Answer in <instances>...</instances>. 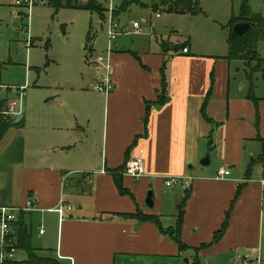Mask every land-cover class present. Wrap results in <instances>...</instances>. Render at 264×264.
<instances>
[{
  "label": "crops",
  "instance_id": "0c3cea01",
  "mask_svg": "<svg viewBox=\"0 0 264 264\" xmlns=\"http://www.w3.org/2000/svg\"><path fill=\"white\" fill-rule=\"evenodd\" d=\"M163 9L151 8L167 13ZM142 22L138 33L131 23L121 27L109 53L108 43L99 50L91 41L88 54L83 49L86 74L59 84L40 101L30 141L24 130L28 106L22 107L21 101L18 114L8 115L23 125L14 127L19 134L0 146V205L24 208L31 201L32 210L19 213L31 245L36 253V248L49 250L61 264H156L158 259L165 264H184L187 259L189 264L194 257L200 264H215L222 257L228 264H261L264 160L246 170L262 152L256 138L264 139V74L251 73L242 60L226 59L227 54L214 57L202 51L191 31L173 39L151 38L150 31L141 29ZM126 35L138 40L128 47L121 38ZM260 42L257 53L264 58V40ZM97 56L108 57V93L91 88L105 75ZM231 61L243 62L234 66V74ZM8 88L0 91L7 98L4 108L11 101ZM251 89L256 105L248 98ZM204 102L206 118L201 112ZM207 151L210 164L203 166L200 160ZM137 156L144 159L145 175L136 181L123 171ZM221 168L229 174L217 179ZM171 176L189 179L180 230L184 249L161 231L174 227L187 189L182 184L179 190L166 187ZM148 196L152 207L146 203ZM61 200L72 209L60 218L53 208ZM168 201L172 209L164 210ZM136 212L158 217L160 229L135 218ZM227 213L224 233L211 242ZM32 228L37 229L35 244ZM202 244L204 248L193 250Z\"/></svg>",
  "mask_w": 264,
  "mask_h": 264
},
{
  "label": "rangeland",
  "instance_id": "374dc122",
  "mask_svg": "<svg viewBox=\"0 0 264 264\" xmlns=\"http://www.w3.org/2000/svg\"><path fill=\"white\" fill-rule=\"evenodd\" d=\"M15 1L0 0V84L5 89L9 86L8 92L12 93L9 98L15 101L19 98L16 88L24 86L22 107L28 106L29 109L28 114L24 116V130L30 141L36 129L34 112L40 111L38 110L40 101L59 88V84H71L79 81L82 74H86L83 50L86 35L90 30L94 39L93 45L99 50L106 49L110 7L118 6L123 0H97L98 13L71 8L55 11L42 2L35 3L28 9L27 6L16 5ZM87 1L78 0L80 3ZM138 1L148 6L142 7L136 2L130 4L119 15L120 27H128L134 20L142 22L144 18L146 22H142L141 29L150 31L151 38L169 36L173 39L179 37V33L187 34L191 31L192 39L199 49L211 52L214 57H222L227 54L226 40L230 29L228 22L232 14L236 16L239 14L243 0H199L202 12L194 15L154 13L150 6L156 0ZM246 1L251 13L264 16V0ZM14 22H17L18 26H14ZM121 38L125 39L128 47L131 40H138L136 35ZM147 40L146 35L145 41ZM262 45L260 42L259 52ZM231 64V72L234 74V66L241 67L243 62L231 61ZM95 128L97 137L99 126L96 125ZM18 132L11 127L0 146L12 141ZM174 189L179 190L180 186H175L171 191ZM163 208L171 210V201ZM163 213L167 214L165 211ZM36 232L37 229L32 228L33 244ZM36 250L40 255L53 254L49 250L39 248ZM16 257L22 260L25 255L18 253ZM156 264L165 262L158 259ZM215 264L228 263L226 258L222 257ZM261 264H264V260Z\"/></svg>",
  "mask_w": 264,
  "mask_h": 264
},
{
  "label": "trees",
  "instance_id": "16d2710c",
  "mask_svg": "<svg viewBox=\"0 0 264 264\" xmlns=\"http://www.w3.org/2000/svg\"><path fill=\"white\" fill-rule=\"evenodd\" d=\"M34 1L35 3L42 2L48 5L49 7H51L52 9H54L55 11H58L59 9L62 8H71V9H86L98 13L99 10V4L97 1L94 0H88L85 3H80L78 2V0H34ZM132 1L134 0H123L118 6L114 7L112 9L113 17L124 12L127 9V7L132 3ZM158 2L159 3L154 2L151 5L153 11H157L158 9H160V6L164 7L163 11L174 14H186V13L197 14L202 11L199 4V0H158ZM238 22H250L251 27L242 35H236L235 33L232 32V26ZM228 26L230 27L227 34L228 52L225 58L229 60L232 59L242 60L247 65L249 71L251 70V73H254L256 71H261L264 74V58L260 57L257 53L258 43L264 40V16H261L260 14L251 13L247 1L243 0L239 9V14L237 16L234 14L231 15L230 20L228 22ZM91 41H92V35L89 30L86 35L85 44L83 47L86 54H88L89 51L91 50ZM209 94L210 91L207 92V96H209ZM248 98L252 100L255 105L257 104L252 89L249 91ZM6 101L7 98L6 97L3 98L0 95V140L2 139V137L5 135V133L8 131L9 128L11 127L21 128L23 125L21 121L14 122L12 120V117L5 115L3 113V108L5 106ZM205 105L206 102L203 103L201 107V112L202 115L206 118ZM256 139L259 140L262 144V152L258 156L256 161L251 160L249 162L246 170L247 172L251 170V168L253 167L254 164L257 163V161L264 160V139H261L260 137H257ZM116 180L118 187L121 188L118 179ZM238 192L239 189H237L236 196L238 195ZM189 196H190V191L189 188H187L185 189L184 196L181 202L179 203V213L176 217L174 227L169 228L168 230L161 229L163 233L167 234L173 240V242H175L178 245L179 249L185 248L184 244L180 239V230L183 222V212H184L183 207L186 201L188 200ZM228 213L226 214L225 220L221 224L219 230L214 233L211 242L217 241L224 233L228 222ZM134 217L137 218L138 220L150 221L152 223L157 224L159 227L158 217L145 215L141 212H136V214H134ZM14 229L18 237L17 248L26 255V258L24 260L17 261L15 262V264H61V262H59L55 258H52L50 256H40L36 253L35 248L32 247L31 245L30 231L23 223L22 214H19L17 221L14 223ZM204 247H205L204 244H202L198 249H193V250L197 252L199 249ZM189 264H200V261L197 257H194L193 261Z\"/></svg>",
  "mask_w": 264,
  "mask_h": 264
},
{
  "label": "built area",
  "instance_id": "2783aa9c",
  "mask_svg": "<svg viewBox=\"0 0 264 264\" xmlns=\"http://www.w3.org/2000/svg\"><path fill=\"white\" fill-rule=\"evenodd\" d=\"M16 5L27 6L28 9L35 4L34 0H16ZM109 25L107 26V38H108V53L110 50V46L115 40V38L121 33V27L118 24V21L114 19L112 15V8L110 7L109 11ZM134 33H138L140 31V22L133 21L131 23ZM183 53L187 52V48L182 49ZM97 63L102 64L104 62V72L105 75L99 79V81L92 84V89L97 92L108 93L112 84L110 81V64L108 61V57L104 59L102 56H97ZM17 89V88H16ZM23 87L18 88L19 91L18 101L11 100L6 104V107L3 110L5 115H15L18 114L17 107L21 106L22 95H23ZM123 174L134 179L139 180L145 175V165L144 159L141 156H137L129 160L124 168ZM229 171L225 168H221L217 172V179H221L224 176H227ZM66 176L63 175V181ZM166 187L176 186L178 184H182L184 188L189 186V179L182 178L180 176H171L167 178L164 182ZM72 206L69 204H65L62 200L59 201L58 205L53 208L55 212L60 216H63L65 210L70 211ZM32 210V202L29 201L24 206V208H18L7 205H0V264H15L18 260L16 259V255L20 252L17 248V235L16 231L13 227V224L17 221L18 215L23 211H31ZM40 234L43 233V229L41 228L39 231ZM245 262L248 261V256L245 255Z\"/></svg>",
  "mask_w": 264,
  "mask_h": 264
},
{
  "label": "water",
  "instance_id": "95a60500",
  "mask_svg": "<svg viewBox=\"0 0 264 264\" xmlns=\"http://www.w3.org/2000/svg\"><path fill=\"white\" fill-rule=\"evenodd\" d=\"M14 26H18V23L14 22ZM250 27H251L250 22H238L232 26V32L235 33L236 35H242ZM210 160H211L210 151H207L205 157L200 160V164L203 166H207L210 164ZM146 203L149 207H152L153 206V198H151V197L149 198V196H148V198L146 199ZM184 262H185V264H188L187 259H185Z\"/></svg>",
  "mask_w": 264,
  "mask_h": 264
}]
</instances>
